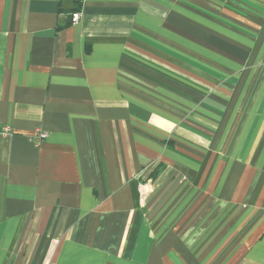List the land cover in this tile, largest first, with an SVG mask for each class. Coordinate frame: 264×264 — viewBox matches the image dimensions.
I'll list each match as a JSON object with an SVG mask.
<instances>
[{
    "label": "crops",
    "instance_id": "obj_1",
    "mask_svg": "<svg viewBox=\"0 0 264 264\" xmlns=\"http://www.w3.org/2000/svg\"><path fill=\"white\" fill-rule=\"evenodd\" d=\"M0 125V264H264V0H0Z\"/></svg>",
    "mask_w": 264,
    "mask_h": 264
},
{
    "label": "built area",
    "instance_id": "obj_2",
    "mask_svg": "<svg viewBox=\"0 0 264 264\" xmlns=\"http://www.w3.org/2000/svg\"><path fill=\"white\" fill-rule=\"evenodd\" d=\"M81 12L76 10L72 13L71 22H77L80 19ZM0 133L3 135L12 134V128L9 125H0ZM48 137V132L38 128L36 132V141L38 143H42ZM146 192L145 186L141 185V193L144 194Z\"/></svg>",
    "mask_w": 264,
    "mask_h": 264
}]
</instances>
